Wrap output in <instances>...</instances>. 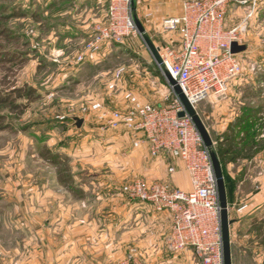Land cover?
<instances>
[{
  "label": "rangeland",
  "instance_id": "rangeland-1",
  "mask_svg": "<svg viewBox=\"0 0 264 264\" xmlns=\"http://www.w3.org/2000/svg\"><path fill=\"white\" fill-rule=\"evenodd\" d=\"M184 1L135 0L134 18L146 30L145 37L136 34L124 44H110L100 54L91 55L86 45L98 27L107 26L111 0H80L61 5L55 0H0V92L28 86L40 95L22 114L0 107V116H5L0 120V128L10 126L0 129V247L12 257H22L24 243L34 237L25 228L22 215L27 207L36 209L43 182L52 192H84L88 167H93L92 178L108 176L115 183L111 191L96 182L88 192L121 193L122 185L128 181L154 180L158 170L152 165L155 176L147 175L145 166L150 161L146 150H132L125 136H121L124 146H119V139L102 133L101 122L83 110L92 100L125 107L122 95L109 96L106 90L113 72L121 67L126 68L124 88L132 89L143 102L169 105L167 98H173L169 80L162 75L144 39L148 37L156 47L166 46L172 41L170 37L178 39L177 34L163 31L162 20L165 16H177ZM247 12L248 8L231 6L227 15L228 27L243 24L247 28L243 45L250 46V50L238 57L242 72L229 84L226 95L211 96L196 108L212 138L213 150L220 157L225 150L221 142L231 126L225 129L228 119L235 118L237 113L241 116L243 109L251 107L252 99L259 102L264 98V0H258L256 13L244 23ZM83 26H88L85 32ZM80 56L84 57L81 63ZM92 66H104L108 72L89 80ZM74 69L79 70L71 71ZM25 103L21 99L16 104ZM77 118L83 120L80 128ZM263 119L264 111L249 131L248 139L256 131L264 135L260 128ZM244 135L242 132L240 138ZM46 149L59 157L58 165L42 157ZM229 159L223 158L225 170ZM74 176L81 180V185L71 184ZM60 178L69 179L68 185ZM78 203L83 206L84 202Z\"/></svg>",
  "mask_w": 264,
  "mask_h": 264
},
{
  "label": "built area",
  "instance_id": "built-area-1",
  "mask_svg": "<svg viewBox=\"0 0 264 264\" xmlns=\"http://www.w3.org/2000/svg\"><path fill=\"white\" fill-rule=\"evenodd\" d=\"M132 2L111 0L108 24L98 27L87 43L89 54H100L110 44H124L128 38L140 35ZM257 4L258 0H187L181 15L164 20L163 31L177 34L178 41L158 47L162 60L159 70L176 82L195 110L211 96L226 95L230 82L242 72V63L238 54L231 52V46H243L247 28L243 24L228 27V9L248 8L245 23L256 13ZM83 61L80 56L78 62ZM125 73L126 68H117L106 85L109 96L122 95L124 108L92 100L83 112L101 122L102 133L125 136L132 150H146L151 165L164 162L168 178L134 179L122 185L121 193L131 203L172 215L171 232L165 240L168 252L191 250L197 264H224L221 207L211 149L170 83L173 98H167L169 105H154L122 86ZM180 113L185 116L179 117ZM168 160L183 164L190 177L189 191L173 185L171 179L177 168ZM128 264L149 263L137 259Z\"/></svg>",
  "mask_w": 264,
  "mask_h": 264
},
{
  "label": "crops",
  "instance_id": "crops-1",
  "mask_svg": "<svg viewBox=\"0 0 264 264\" xmlns=\"http://www.w3.org/2000/svg\"><path fill=\"white\" fill-rule=\"evenodd\" d=\"M71 1L79 3L80 0H55V3L61 5ZM182 6L177 16L181 15ZM164 18L163 22L172 17ZM88 26L82 27L83 32ZM170 39L169 44L178 41L174 37ZM243 46L246 50L238 57L250 50V46ZM92 67L94 71L89 80L99 79L108 72L104 66ZM261 85L263 88L264 84ZM258 101L252 99L250 105L257 110L262 108V116L264 98ZM237 118L238 113L235 118L228 119L225 129ZM87 122L85 120V125ZM114 136L113 139H119V146L123 147L122 138ZM168 161L177 168L171 179L173 185L189 191L190 177L183 164ZM150 163L145 166L147 175H156L154 179L168 178L164 162L156 166L158 174L155 175ZM92 168L88 167L90 172L84 192L70 188L82 197L63 189V192H52L44 182L41 184L42 192L38 195L36 209L27 207L22 215L25 228L34 237L24 243L22 257H12L1 245L0 264H128L137 259H146L149 264H197L191 250L175 255L168 252L165 240L172 228L169 212H157L149 205L131 203L120 192L110 193L115 185L112 178H92ZM226 173L232 182L227 193L233 264H264V151L253 158L229 163ZM96 182L111 191L91 192ZM80 183L81 180L74 176L71 184L75 187ZM78 201L84 202L83 206H79Z\"/></svg>",
  "mask_w": 264,
  "mask_h": 264
},
{
  "label": "trees",
  "instance_id": "trees-1",
  "mask_svg": "<svg viewBox=\"0 0 264 264\" xmlns=\"http://www.w3.org/2000/svg\"><path fill=\"white\" fill-rule=\"evenodd\" d=\"M40 98L37 90L32 87L24 86L23 88H15L13 91L0 92V107L8 109L10 112L19 111L23 113L30 104L35 102ZM25 99V104H16L17 101ZM262 108L254 109L252 107H247L243 109L241 116H239L235 123H233L228 129V134L226 139L221 142V146L225 147L223 150V156L219 157L226 184L227 192L231 189V179L226 173L223 158L228 157L229 162H236L239 159H250L255 157L264 151V135L261 132H253L252 136L249 138V131L258 123L260 118V113ZM5 116H0V120H4ZM261 130H264V125L260 126ZM0 129H10V126H2ZM244 132L245 135L240 138V134ZM257 133V134H256ZM47 150V149H46ZM45 151V150H44ZM42 157L49 163L53 165H58V156L52 154L51 151L47 150L42 153ZM61 182L68 185L69 179H61ZM228 195V193H227Z\"/></svg>",
  "mask_w": 264,
  "mask_h": 264
},
{
  "label": "water",
  "instance_id": "water-1",
  "mask_svg": "<svg viewBox=\"0 0 264 264\" xmlns=\"http://www.w3.org/2000/svg\"><path fill=\"white\" fill-rule=\"evenodd\" d=\"M132 8L135 11L136 10V2L135 0H132ZM137 29L140 33V35L144 38L146 35L145 29L138 23V21L135 19ZM145 43L147 44L151 54L155 58L156 62L158 64H161L162 60L159 54V48L156 47V45L152 42L151 39L148 37L144 39ZM246 50V46H240L237 43H233L231 46V52L233 54H240ZM169 83L174 87L175 93L180 97L182 103L186 107L189 115L192 117L200 135L203 138V141L205 145L211 149L212 154V162L215 170V175L218 181V192H219V202L221 207V228H222V241H223V255H224V264H233L232 259V246H231V234H230V226L231 221L229 220V206H228V195H227V189L224 179V173L221 161L219 157L214 152V143L212 141V138L207 131L206 127L200 120L196 110L192 108L189 103L187 102L185 96L182 94L179 87L176 85V82L168 77ZM185 116V113H180L179 117L183 118ZM77 127H81L83 124L82 119H76Z\"/></svg>",
  "mask_w": 264,
  "mask_h": 264
}]
</instances>
